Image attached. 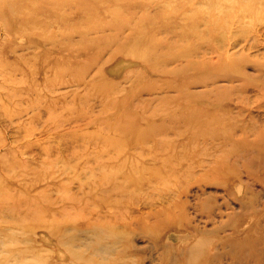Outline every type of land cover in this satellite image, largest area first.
Instances as JSON below:
<instances>
[{"label": "rangeland", "instance_id": "374dc122", "mask_svg": "<svg viewBox=\"0 0 264 264\" xmlns=\"http://www.w3.org/2000/svg\"><path fill=\"white\" fill-rule=\"evenodd\" d=\"M198 1L0 0V264H264V13Z\"/></svg>", "mask_w": 264, "mask_h": 264}, {"label": "bare ground", "instance_id": "6f19581e", "mask_svg": "<svg viewBox=\"0 0 264 264\" xmlns=\"http://www.w3.org/2000/svg\"><path fill=\"white\" fill-rule=\"evenodd\" d=\"M179 1V0H178ZM200 1V0H199ZM198 1V2H199ZM257 1H259V0H212V6H213V9H214V11H213V13H212V17H211V21H212V29H213V31H215V25H217V29L219 30H221L222 32H223V30H225L226 29V26H227V24H229V22H230V20L229 19H233V17H234V15H232V16H230V18L228 19V22H226V21H223V20H219L218 19V17H219V14L220 13H222V12H224V11H228V13L231 11L230 9H232V8H235V7H237L235 4H233L234 2H236V3H238V5H239V3L241 2V3H243V7H240V11H241V13H242V15H245L246 13L249 15H251L252 17H254V18H257V17H259V15H261V13H264V3L263 2H261V1H259L258 3H257ZM201 2V1H200ZM205 3V2H204ZM171 4V3H170ZM207 5V4H206ZM209 8V7H208ZM226 16V15H225ZM193 23H194V20L192 21V25H193ZM207 23V22H206ZM191 25V26H192ZM190 26V27H191ZM245 26V25H244ZM189 27V28H190ZM189 28H187V29H189ZM233 28V27H232ZM191 30H192V28H191ZM241 30V29H240ZM256 30V29H255ZM194 31V30H193ZM251 31V30H250ZM192 32V31H191ZM221 33V32H220ZM259 34V33H258ZM262 34H264L263 33V31H262ZM257 35V34H256ZM210 37V36H209ZM244 37V36H243ZM188 38V37H187ZM258 38V37H257ZM180 39V38H179ZM232 39V38H231ZM264 39V38H263ZM262 39V40H263ZM189 40V39H188ZM219 40V39H218ZM255 40V39H254ZM184 41V40H183ZM215 41V40H214ZM249 41V40H248ZM218 42V41H217ZM221 43H222V41H221ZM224 44H225V42H224ZM227 44V43H226ZM247 44V43H246ZM254 42H253V46H254ZM257 44H258V42H257ZM221 45V44H220ZM222 46V45H221ZM246 46V45H245ZM244 46V47H245ZM259 46V45H258ZM241 47V46H240ZM248 47V46H247ZM255 47V46H254ZM228 48V47H227ZM232 48V47H231ZM258 48H260V47H258ZM264 48V47H263ZM229 49V48H228ZM240 49V48H239ZM245 49H246V47H245ZM262 49V48H261ZM208 50V49H207ZM255 50V49H254ZM243 51V50H242ZM250 52H252V51H250ZM207 53H208V51H207ZM225 53V52H224ZM251 54V53H250ZM226 55V54H225ZM228 55V54H227ZM171 56V55H170ZM157 58V57H156ZM155 58V59H156ZM177 58V57H176ZM185 58V57H184ZM168 59H171V57L169 58L168 57ZM179 59V58H178ZM190 59V58H189ZM154 60V59H153ZM166 61V60H165ZM164 61V62H165ZM168 61V60H167ZM166 61V62H167ZM184 61V60H183ZM186 62H187V60H186ZM211 62V61H210ZM185 63V62H184ZM195 63H196V61H195ZM202 63H203V61H202ZM156 64V63H155ZM160 64H162V63H160ZM165 64V63H164ZM186 64V63H185ZM184 64V66H186ZM158 65H159V63H158ZM160 67H161V65H160ZM160 67H158V68H160ZM182 67H183V64H182V66H181V70H183L184 69V67H183V69H182ZM261 68V67H260ZM178 71H179V69H178ZM206 73V72H205ZM215 73V72H214ZM244 74V73H243ZM263 74V73H262ZM84 75V74H83ZM62 79V78H61ZM60 79V80H61ZM71 79H73V78H71ZM240 80V79H239ZM65 81V80H64ZM73 81V80H72ZM80 81V80H79ZM191 81V80H190ZM189 81V82H190ZM238 81V80H237ZM69 82H70V80H69ZM193 82H195V81H193ZM214 82V81H213ZM216 82H217V80H216ZM199 83V82H198ZM211 83V82H210ZM237 83V82H236ZM240 83V82H239ZM76 84V83H75ZM74 84V85H75ZM79 84V83H78ZM186 84V83H185ZM194 84V83H193ZM196 84V83H195ZM209 84V83H208ZM212 84V83H211ZM184 85V84H183ZM187 85V84H186ZM190 85V84H189ZM90 86V85H89ZM95 86V85H94ZM233 86V85H232ZM231 86V87H232ZM257 86V85H256ZM260 86V85H259ZM258 86V87H259ZM262 86H263V84H262ZM261 86V87H262ZM184 87V86H183ZM186 87H188V85L186 86ZM190 87V86H189ZM211 87V86H210ZM209 87V88H210ZM214 87V86H213ZM89 88V87H88ZM212 88V87H211ZM210 88V89H211ZM239 89H240V87H238ZM189 89V88H188ZM238 89V90H239ZM182 90H183V88H182ZM185 91H187V89L185 88L184 89ZM183 90V91H184ZM207 90V89H206ZM205 90V91H206ZM237 90V89H236ZM235 90V91H236ZM263 90H264V88H263ZM88 91V90H87ZM209 91V90H208ZM218 91V90H217ZM216 91V92H217ZM239 91H241V90H239ZM91 92V91H90ZM93 92V91H92ZM192 92V91H191ZM190 91H189V93H191ZM193 92H195V91H193ZM212 92H213V90H212ZM215 92V93H216ZM245 92V91H244ZM95 93H96V90H95ZM206 93H207V91H206ZM214 93V94H215ZM235 93H238V92H235ZM240 93V92H239ZM82 94V93H81ZM86 94H87V92H86ZM92 94V93H91ZM192 94V93H191ZM195 94V96H196V93H194ZM193 94V95H194ZM208 94V93H207ZM218 94V93H217ZM232 94V93H231ZM84 95H85V93H84ZM93 95V94H92ZM192 95V96H193ZM209 95V94H208ZM216 95V94H215ZM88 96H90V95H88ZM190 96V95H189ZM210 96V95H209ZM218 96V95H217ZM259 96V95H258ZM184 97V96H183ZM188 96H187V94L185 95V99L187 98ZM213 97V96H212ZM216 97V96H215ZM210 98H211V96H210ZM218 98H219V96H218ZM242 97H240V99H241ZM191 99V98H190ZM189 98H187V100L189 101L190 100ZM220 99V98H219ZM247 99V98H246ZM218 100V99H217ZM232 100V99H231ZM186 101V100H185ZM238 102V101H237ZM243 103V102H242ZM180 105V104H179ZM196 105V104H195ZM194 104H193V106H195ZM191 107V106H190ZM206 106H204V108H205ZM196 108V106L195 107H193V109H195ZM203 108V107H202ZM203 108V109H204ZM221 108V107H220ZM225 108V107H224ZM223 108V109H224ZM230 107L228 106V109H229ZM237 108V107H236ZM241 108V107H240ZM222 109V108H221ZM231 109V108H230ZM236 110H238V109H236ZM243 110H244V108H243ZM246 110L247 109H245V112H246ZM240 111V110H239ZM263 111V110H262ZM193 112V111H192ZM194 112H195V110H194ZM199 112V111H198ZM228 112V111H227ZM250 112V111H249ZM207 113H209V112H207ZM207 113H206V115H207ZM219 113H221V112H219ZM235 113V112H234ZM233 113V114H234ZM237 113V112H236ZM199 114V113H198ZM226 114V113H225ZM197 115V114H196ZM201 115V114H200ZM221 115V114H220ZM220 115H219V118H220ZM222 115H224V114H222ZM228 115H229V113H228ZM235 115V114H234ZM187 115H183V117L185 118ZM198 116V115H197ZM196 116V117H197ZM240 116V115H239ZM238 115H237V117H239ZM190 117V116H189ZM202 117H204V116H202ZM206 117V116H205ZM225 117V116H224ZM229 117V116H228ZM184 118H183V120H184ZM198 118H200V116H198ZM222 118V117H221ZM189 119V118H188ZM191 119V118H190ZM187 120V119H186ZM195 120V119H194ZM218 120V119H217ZM226 120V119H225ZM237 120V119H236ZM243 120V119H242ZM190 121V120H189ZM211 121H212V119H211ZM210 121V122H211ZM216 121V120H215ZM233 121V120H232ZM231 121V122H232ZM235 121V120H234ZM196 122H197V120H196ZM201 122H202V120H201ZM209 122V121H208ZM214 122V121H213ZM236 122V121H235ZM241 122V121H240ZM186 123H188V122H186ZM198 123V122H197ZM218 123V122H217ZM231 124V123H230ZM220 125V124H219ZM123 126H125V125H123ZM128 126V125H127ZM232 127V126H231ZM124 128V127H123ZM127 128V127H126ZM241 128V127H240ZM197 129H198V127H197ZM196 129V130H197ZM126 130V129H125ZM144 131V130H143ZM139 132V131H138ZM246 132V131H245ZM122 133V132H121ZM146 133V132H145ZM140 134V133H139ZM144 134V133H143ZM198 134V133H197ZM221 134V133H220ZM146 135V134H145ZM144 135V136H145ZM224 135V134H223ZM112 136V135H111ZM225 136H226V134H225ZM227 136H229V135H227ZM232 136V135H231ZM122 137H124V136H122ZM141 137H143V136H141ZM109 138V137H108ZM112 138V137H111ZM208 138V137H207ZM118 139V138H117ZM117 139H116V142H117ZM226 139V138H225ZM230 139V138H229ZM229 139H226V140H229ZM112 140H114V139H112ZM119 140V139H118ZM130 140V139H129ZM223 140V139H222ZM225 140V141H226ZM111 141V140H110ZM115 141V140H114ZM113 141V142H114ZM224 141V140H223ZM121 143V142H120ZM127 144V143H126ZM117 145V144H116ZM115 145V146H116ZM124 146V145H123ZM118 147H120V146H118ZM122 147V146H121ZM121 147H120V149H121ZM162 147V146H161ZM124 148V147H123ZM118 149V148H117ZM157 150V149H156ZM161 150V149H160ZM118 151V150H117ZM158 151V150H157ZM148 152V151H147ZM198 152V151H197ZM198 154V153H197ZM139 155V154H138ZM154 155V154H153ZM163 159V158H162ZM164 160H166L167 161V159H164ZM162 161V160H161ZM137 162H138V160H137ZM143 162V161H142ZM139 165V164H138ZM176 165V164H175ZM104 166H106V165H104ZM137 166V165H136ZM144 166V165H143ZM167 166V165H166ZM132 167H134V166H132ZM138 167V166H137ZM106 168V167H105ZM104 168V169H105ZM109 168V167H108ZM111 168V167H110ZM140 168V167H139ZM139 168H138V170H139ZM146 168V167H145ZM172 168V167H171ZM176 168V167H175ZM112 169H114L115 170V168L113 167ZM123 169V168H122ZM131 169V168H130ZM143 168H141V170H142ZM148 169V168H147ZM146 170V169H145ZM104 171V170H103ZM109 171V170H108ZM113 171V170H112ZM134 172H135V170H134ZM140 172V171H139ZM143 172V171H142ZM157 172V171H156ZM107 174V173H106ZM114 174V173H113ZM128 174V173H127ZM130 174V173H129ZM137 174H139V173H137ZM141 175H142V173H140ZM139 174V175H140ZM153 174V173H152ZM161 174V173H160ZM159 174V175H160ZM108 175H109V173H108ZM157 175H158V173H157ZM102 176H104V178H103V180H104V183H109V182H111L112 180H111V178L109 177L108 178V176H107V178H105V174L104 175H102ZM130 176V175H129ZM146 176H147V173H146ZM130 177H132V180H131V184H135V180H137V182H139L140 181V183H141V180L138 178V177H136V179H135V176H134V173H132V176H130ZM140 178H142L141 176H140ZM146 178V177H145ZM144 179V178H143ZM143 182V181H142ZM115 184H116V182H115ZM123 185V184H122ZM129 185V184H128ZM133 186V185H132ZM135 186V185H134ZM108 187V186H107ZM123 187V186H122ZM136 188V187H135ZM42 196V195H41ZM43 197H45V196H43ZM43 197H42V199H43ZM46 199V198H45ZM44 200V199H43ZM38 201V200H37ZM46 201H47V199H46ZM45 202V201H44ZM26 203V202H25ZM22 205L24 206V203H22ZM26 205V204H25ZM35 206V205H34ZM5 207V206H4ZM29 207V206H28ZM31 207H33V206H31ZM40 207V206H39ZM111 207H112V205H111ZM5 208H7V207H5ZM11 208V207H10ZM12 208H14V207H12ZM11 208V209H12ZM34 208V207H33ZM42 208V207H41ZM40 208V209H41ZM81 208V207H80ZM79 208V209H80ZM9 209V208H8ZM35 209V208H34ZM37 209V208H36ZM39 209V210H40ZM78 209V208H77ZM78 209V210H79ZM27 210V209H26ZM109 210V209H108ZM28 211H29V208H28ZM37 211V210H36ZM12 212V211H11ZM31 212V211H30ZM32 212H33V210H32ZM76 212V211H75ZM26 213V212H25ZM35 213V212H34ZM28 214V213H27ZM17 215V214H16ZM19 215V214H18ZM20 216V215H19ZM27 216V215H26ZM69 217V216H68ZM83 217V216H82ZM23 218V217H22ZM26 218V217H25ZM24 218V219H25ZM79 218V217H78ZM84 218V217H83ZM80 219V218H79ZM82 219V218H81ZM76 220V219H75ZM78 220V219H77ZM87 220V219H86ZM12 221V220H11ZM25 221H27V220H25ZM46 221H48V219L46 220ZM58 221V220H57ZM64 221V220H63ZM64 222H66V221H64ZM29 223V222H28ZM52 223V222H51ZM50 223V224H51ZM61 223V222H60ZM19 224V223H18ZM44 224V223H43ZM55 224V223H54ZM115 224V223H114ZM45 225H46V223H45ZM89 225V227H88V231H89V233L90 234H92L91 236H95V240L96 241H94V239L89 235H87L88 236V238H87V240L84 242V243H86V245L87 246H90V245H93V243H96V248L92 251V255L90 254V256H87V257H85L84 258V263L82 262V264H110V263H108L110 260H112V259H110L108 262H106V261H96V259H95V254L96 253H98V250L99 251H103V252H105V254H110V253H114V252H116V246H117V242L120 240V238H122V236L123 235H120V234H123V233H118V232H114V233H111V238L110 239H108V240H110V241H101L102 240V237L103 236H105V235H103L102 237H101V232L104 230V231H106V229L107 228H103V226H92L90 223L88 224ZM10 226V225H9ZM22 226V225H21ZM85 226H86V224H85ZM5 227V226H4ZM6 227H8V226H6ZM109 227V226H108ZM13 228V227H12ZM17 228V227H16ZM22 228V227H21ZM19 229V228H18ZM73 229H75V228H67V229H65L66 231H65V234L66 233H70L69 235L70 236H67L68 237V239L70 240V239H73V237L71 236L72 235V233H73ZM115 229V228H114ZM13 230V229H12ZM16 230V229H15ZM76 230L78 231V229L76 228ZM75 230V231H76ZM111 230V229H110ZM113 230V229H112ZM9 231V230H8ZM11 231V230H10ZM29 231V230H28ZM69 231V232H68ZM74 231V232H75ZM83 231H84V229H83ZM113 231H115V230H113ZM126 231V230H125ZM1 232H3V231H1ZM12 232V231H11ZM23 232V231H22ZM111 231H109V233H110ZM120 232H121V230H120ZM123 232V231H122ZM5 233H7V232H5ZM33 233V232H32ZM103 233V232H102ZM12 234V233H11ZM21 234V233H20ZM105 234V233H104ZM127 234V233H126ZM6 235V234H5ZM5 235H3V236H5ZM22 235V234H21ZM60 235V234H59ZM58 235V236H59ZM82 235V234H81ZM108 236V235H107ZM3 238V237H2ZM24 238H26V237H24ZM23 239V238H22ZM30 239V238H29ZM58 239V238H57ZM98 239H101V240H99L98 241ZM113 239H115V240H113ZM127 239V238H126ZM9 240H11L10 238H9ZM16 240V239H15ZM20 240V239H19ZM19 240H17V241H19ZM66 240V239H65ZM16 241V242H17ZM4 242V241H3ZM15 242V243H16ZM58 242V241H57ZM61 242V241H60ZM70 242V241H69ZM120 242V241H119ZM6 243V242H5ZM8 243V242H7ZM22 243V242H21ZM14 244V243H13ZM68 244V243H67ZM70 244H72V242L70 243ZM69 244V245H70ZM62 245V244H61ZM68 246V245H67ZM66 246V247H67ZM125 247V246H124ZM19 248V247H18ZM11 249V248H10ZM14 249V248H13ZM78 249V248H77ZM3 250H5V249H3ZM7 251V250H6ZM11 252H12V250H10ZM69 251L71 252V255L75 258V257H78V258H82L81 257V252H79V251H77V250H73V249H71V247L69 248ZM28 252V251H27ZM31 252V251H30ZM36 251H34V253H35ZM7 253H8V251H7ZM16 254V253H15ZM14 254V255H15ZM31 254H33V253H31ZM39 254V253H38ZM21 255H22V253H21ZM37 255V254H36ZM40 255V254H39ZM104 255V254H103ZM102 255V256H103ZM4 256H6V255H4ZM38 257H40V256H38ZM37 257V258H38ZM15 259V258H14ZM13 259V260H14ZM127 259V258H126ZM133 259V258H132ZM8 260V259H7ZM9 260H10V258H9ZM19 260V259H18ZM17 260V261H18ZM23 260V259H22ZM41 260V259H40ZM39 260V261H40ZM46 261V260H45ZM125 261V260H124ZM15 262V261H14ZM20 262V261H19ZM73 262H74V260H73ZM113 262V261H112ZM125 262H127V261H125ZM22 263H24L23 261H22ZM128 263V262H127ZM46 264V263H45ZM126 264V263H125ZM129 264V263H128ZM131 264V263H130Z\"/></svg>", "mask_w": 264, "mask_h": 264}]
</instances>
